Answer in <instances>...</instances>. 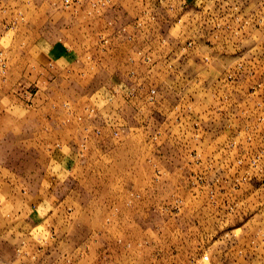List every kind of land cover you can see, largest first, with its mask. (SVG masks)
<instances>
[{"label": "rangeland", "instance_id": "1", "mask_svg": "<svg viewBox=\"0 0 264 264\" xmlns=\"http://www.w3.org/2000/svg\"><path fill=\"white\" fill-rule=\"evenodd\" d=\"M0 264H264V0H0Z\"/></svg>", "mask_w": 264, "mask_h": 264}]
</instances>
